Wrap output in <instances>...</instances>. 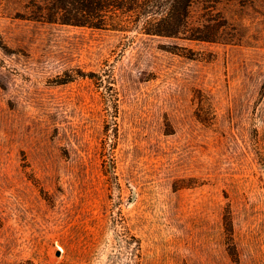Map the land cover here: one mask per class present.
I'll return each mask as SVG.
<instances>
[{
	"label": "rangeland",
	"instance_id": "1",
	"mask_svg": "<svg viewBox=\"0 0 264 264\" xmlns=\"http://www.w3.org/2000/svg\"><path fill=\"white\" fill-rule=\"evenodd\" d=\"M57 5L0 0V264H264V0H194L214 42Z\"/></svg>",
	"mask_w": 264,
	"mask_h": 264
},
{
	"label": "trees",
	"instance_id": "2",
	"mask_svg": "<svg viewBox=\"0 0 264 264\" xmlns=\"http://www.w3.org/2000/svg\"><path fill=\"white\" fill-rule=\"evenodd\" d=\"M56 1L57 9L61 12L59 20L63 24L91 29H103L110 26L117 31H127L128 28L139 29L149 36L183 38L187 41L214 42L216 37L215 26L196 27L190 24L189 8L194 0ZM251 120L252 118L245 117L242 119V131L249 138L248 141L253 142L257 140L258 130L252 125ZM113 169L114 167L106 166L104 172L108 176L114 172ZM118 222L119 220L116 219V224L119 225ZM224 225L228 240H232L230 218H225ZM228 246L232 247L231 242H228Z\"/></svg>",
	"mask_w": 264,
	"mask_h": 264
}]
</instances>
